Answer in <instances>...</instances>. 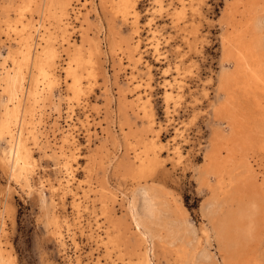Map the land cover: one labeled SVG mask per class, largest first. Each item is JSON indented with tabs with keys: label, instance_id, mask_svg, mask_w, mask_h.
Masks as SVG:
<instances>
[{
	"label": "rangeland",
	"instance_id": "1",
	"mask_svg": "<svg viewBox=\"0 0 264 264\" xmlns=\"http://www.w3.org/2000/svg\"><path fill=\"white\" fill-rule=\"evenodd\" d=\"M119 1L57 0L54 6L49 7V4H44L42 0H0V63L6 56L4 65L0 64V72L9 68L11 60L8 56H15L18 51L16 48L20 46L19 35L8 28V24L20 25L21 23L14 22L20 18L23 24L28 26L26 29L30 28L26 33L32 34L30 35V41L33 44L30 48L31 54H36L39 49L48 44L56 50L54 74L58 73L57 76L55 75V84L49 91L44 90L34 104L31 118L29 116L25 118L27 120L23 131L29 133L32 129L36 136V141H34L32 136L26 134L27 140L29 139V142L26 140V144L29 145L28 150L32 154L29 159L31 163L28 166L30 170L28 169L27 176L33 187L28 190L12 182L0 158V166L3 168L0 167V243H2L0 246L5 242L9 243L16 264H138L144 246L131 230L124 199L126 195H129L128 192L132 187L146 183V185L152 184L159 188L173 207L185 210L187 218L195 227L194 245L198 244L197 249H201L202 246L207 253L223 264L215 239L211 237V242V239L208 242L203 241L199 230L202 225L208 229L211 227L210 221L204 217L202 210L207 192L205 187L198 184L195 171L185 166L188 161L197 164L203 160L207 141L214 127L225 129L223 121L212 117V109L217 96L221 94L217 89L218 72L220 73L222 66L230 68L232 65L222 60L221 44L222 35L230 30V26L226 25L225 16V7L230 0H184L185 7L182 10L181 25L176 28L173 17L175 10L182 9L179 6V0H168L169 2L167 0H135V12L139 13L136 30L130 21L132 14L122 13V4ZM194 1L196 6L193 5ZM64 3H68L66 5L67 16L63 20L67 27L65 33H62L64 32L63 22L59 26L55 13ZM116 6L120 7V11ZM240 9L242 10V7L239 11ZM232 17H234V22L242 21L239 12ZM194 26L195 31L192 30ZM151 28H156L160 36H158L160 56L155 54L148 43L147 36ZM131 29L134 31H130ZM193 35L194 37H191ZM138 39L140 40L139 49L134 47ZM96 40L98 42H95ZM187 41L190 43L186 44ZM73 45L78 49L79 63L82 68H78L81 91L76 98L67 89V78L64 72L67 63L65 60L68 61L67 54L70 49H73ZM186 65L187 68H185ZM30 67L32 71H29ZM30 67L24 69L27 73L24 75H29L27 79L36 73L32 66ZM131 70L136 73L138 80L149 81L147 89L142 88L144 97L138 103L135 101L136 94L131 90L132 84L129 79ZM80 72L82 74H79ZM174 77L177 83L173 81ZM37 79L36 86H42L41 77L38 76ZM166 79L171 84L169 87L165 85ZM143 80L142 82L145 83ZM168 92H171L170 98L165 97ZM257 95L260 96L258 99L262 98L259 92ZM2 96L5 99L0 86V113L4 102ZM144 112L150 115L149 118ZM164 112L168 113L165 115ZM253 113L257 114L256 109ZM56 123L59 126L55 129ZM67 124L70 126L68 127ZM64 127L69 128L73 141L61 144L60 137L65 130ZM176 128L180 129L179 132ZM43 134L52 143L56 142V147L62 145L66 155L76 152V160L69 162L72 168L70 169L72 170L71 187H74L78 193L75 202L72 201L68 192L63 198L61 197L62 200L60 198L62 194L55 195L53 198L50 195L52 193L48 189L50 185L56 184L58 180L67 179L66 173L70 170L65 172L62 168L63 159L61 157L53 156L52 151L40 149V145L45 141ZM150 141L156 144L154 149L150 147L152 146L149 144ZM4 146L5 141L1 139L0 157ZM176 146L180 148L183 155L178 162L175 159L172 160V154L169 151L170 148ZM156 153L159 156L154 159L153 156ZM146 159L149 163L145 161ZM155 160L157 161L154 164L156 173L153 168ZM253 160L256 165H259L261 175H264V153ZM140 161L147 162L153 169L140 174ZM141 167L143 168V165ZM152 170L154 173L151 172ZM163 170L167 174L160 173ZM20 180L19 182L23 184V179ZM7 185L14 187V192L7 193ZM39 189L44 191L42 190L39 194ZM45 211H48L49 215L57 213L55 216L60 220L61 233H63L62 244L47 224ZM153 252L155 257L153 264L178 263L173 248L164 242L156 243ZM240 258H249V262L253 264H264V232L257 234L256 240L250 243ZM231 260L232 258L228 259L229 263Z\"/></svg>",
	"mask_w": 264,
	"mask_h": 264
},
{
	"label": "bare ground",
	"instance_id": "2",
	"mask_svg": "<svg viewBox=\"0 0 264 264\" xmlns=\"http://www.w3.org/2000/svg\"><path fill=\"white\" fill-rule=\"evenodd\" d=\"M42 1L44 2V4H47V5L49 4L48 5L49 7H50V5L54 6V4H56V2H57V0H42ZM115 1H118V0H115ZM120 1L122 4V9H121L122 13L132 14V18L130 21L132 22L131 24L133 25V28L136 30L137 24H138V16L137 15L139 13L135 12V7H134L135 0H120ZM115 3H114V5H115ZM188 3H189V1H188ZM67 4L68 3L62 4V6H60L58 11L55 13V14H57V22L59 23V26L62 25L61 22H63L64 18L67 16V9H66ZM184 4H185L184 0H179V6L182 9L175 10V16L173 17V20H174L173 23H174L175 28L178 26L180 27V25H181L180 22H181V17L183 16L182 10L185 7ZM193 5H195V6L197 5V4H195V1H194ZM91 7H93V6H91ZM240 7H242V10L240 9V11H239ZM119 8H118V10H119ZM55 9H57V8H55ZM194 9H196V8H194ZM69 10H71V9L69 8ZM160 10H162V9H160ZM188 11H190V10H188ZM237 12H239V15L241 16L242 21L234 22V19H233L234 17H232V16ZM225 14H226L225 15L226 16V25L228 27L230 26L229 27L230 30H227L222 35V40H221L222 60L227 62V63H231L232 65L230 68L222 66V68L220 69V73L218 72V74H219V76L217 78L218 79V84H217L218 88L217 87L216 88L218 89V91L221 94H219V96H217L216 102L214 103V106L212 109L213 110V113H212L213 116L212 117L218 121L219 120L223 121V124L225 125V129H223L221 127L219 128L218 126L214 127L211 131V134L209 135V138L207 141L208 143L206 146V151H205L204 156H203V160L197 164H192L191 162H189L187 160L188 161L186 164L187 166H185V167H188L189 169H191V171H195L194 173H196V179H197L198 184L200 186L205 187V190L207 192V198L205 199V202L202 205V210H203L204 217H206L210 221L211 227L208 229L205 225H202V226L199 225L201 237H202V239H204L203 241L208 242V240H210L211 237L213 239H215L216 244L218 245V247L217 246H215V247H217L218 248L217 250L221 253L220 254L222 257L221 261L223 262V264H253V263L249 262L250 261L249 258H242L241 259L240 255H242V252L244 250H247L248 246L250 245V243L253 240H256L258 233L264 232V175H261V171L259 170V165H256V163L253 160L256 156L264 153V0H230L225 7ZM76 15H75V17H76ZM122 16H125V15H122ZM198 16H199V14H198ZM150 17H151V15H150ZM164 17H166V16H164ZM21 20L22 19L19 18L16 21H14V22L21 23L20 25L19 24L14 25L16 23H14V24H8L7 23L8 28L11 29V31L13 33L19 35L18 37H20V40H19L20 46L18 48H16V51L18 49L17 54H16V55H18L17 57H15L16 55L15 56H12V55L8 56L9 59L11 60L10 61L11 65H9V68L3 72H0L1 91L5 97V99H4L2 96V99H4V102L2 104V111L0 113V140L4 139L5 146L2 149V154H1L0 158H1L2 164L4 165L3 167H5L8 170L9 179L12 180V182L16 183L17 185H20L21 187H25L28 190H30L33 186L30 184L31 180L29 181V176H27V171L29 169L28 168L29 163H31V162H29V159L32 157L31 156L32 154L28 150L29 145L27 146V144H26V140H27L26 134H29L30 137L32 136V140L34 139V141H36V136H35L32 129H31V131H29V133H25L23 131L24 130L23 129L24 124L26 123V120H27V119L25 120V118L28 116L30 117L32 115V112L34 111L33 110L34 104L37 102V100L39 99L42 92L44 90L49 91L50 88L53 86V84H55V82H56L55 75L57 76L58 73L54 74L56 50L53 48V46H51L49 44H48V46L42 44L45 47L43 46V48L39 49L37 53L35 52L36 54L32 53L33 54L32 55L31 49H30L31 45H33L30 41L31 40L30 35H32V34L26 33L27 30H29L30 28L26 29L28 26L26 24H23L24 22H22ZM189 20H190V17H189ZM184 22H186V21H184ZM143 23H141V24H143ZM157 24H159V23H157ZM165 24H167V23H165ZM62 26H63L62 29H64V32H62V33H65V29L67 26L64 22H63ZM171 26H173V25H171ZM157 27H158V25H157ZM161 27H162V25H161ZM32 28H34V27H32ZM55 28H57V26ZM187 28H189V25ZM183 29H185V28H183ZM50 30H52V29H50ZM192 30L193 31L196 30L195 26L192 27ZM34 31H36V30H34ZM130 31H134V30L131 29ZM69 35H70V33H69ZM137 35H138V33H137ZM164 35H166V34H164ZM33 36H35V35H33ZM60 36H62V35H60ZM106 36H108V35H106ZM158 36H159L158 30L156 28H153V29L151 28V30L148 33L147 39H148V43L150 45V48L155 52V54H157V56H160L159 51L161 50V48H160V50L158 48ZM195 36H196V34H195ZM47 37H49V36H47ZM191 37H194V35ZM49 38H51V37H49ZM95 38H96V36H95ZM95 38L93 40H95ZM204 38H206V37H204ZM139 39L136 40V42H135L136 44L134 43L135 48H138V46H140L139 45L140 44ZM189 39H187V40H189ZM197 39H198V37H197ZM97 40L95 42H98ZM59 41H60V39H59ZM160 41H161V39H160ZM190 41H187L186 44L188 42L190 43ZM38 42H39V40H38ZM197 42H198V40H197ZM66 43H68V41H66ZM70 44H71V42H70ZM74 44H75V42H74ZM191 44H192V42H191ZM16 45H19V44H16ZM199 46H200V44H199ZM186 47H187V45H186ZM58 48H59V46H58ZM188 49H190V48L188 47ZM188 49H187V52H188ZM9 51H10V49H9ZM63 51H64V49H63ZM194 51H195V49H194ZM65 52H64V54H65ZM134 53L135 52H133V54ZM136 53H137V51H136ZM141 53H142V51H141ZM199 54H200V52H199ZM67 55H68V61L65 60L67 63H66L65 71H64L65 77L67 78V89L69 90V92L71 91L72 96H74L76 98L80 94V91H81V89H80V80L81 79L78 76V72H79L78 68L80 67V63H79L80 59L78 56V49L74 46L73 49L69 50ZM5 58H6V56L3 57L4 60H3V62L0 63L1 66L4 65V63L6 61ZM138 59H140V57H138ZM145 59H147V58H145ZM133 60H135V59H133ZM149 63H148V65H149ZM178 63H177V65H178ZM28 66L29 67L32 66V69H34L36 71V73H34L33 76L31 75L32 73H30V76H32L30 79H27L28 78L27 76H29V75H27V76L24 75V74H27V73H25L26 70H24V69H26ZM187 67L188 66L186 65L185 68H187ZM56 68H58V67H56ZM62 69H64V68H62ZM170 69H172V68H170ZM180 70H182L181 67H180ZM183 70L185 71V69H183ZM29 71H32L31 67H30ZM35 74H36V77H35ZM79 74H82V73L80 72ZM63 75H64V73H63ZM92 75H93V73H92ZM38 76L41 77V80L43 82L42 86L38 85L39 87L36 86V79ZM143 77H144V75H143ZM89 78H88V80H89ZM137 78L138 77H137L136 73L131 70L129 73V79H130V82L132 84L131 90H133L134 93L136 94V95L134 94L135 95V101L138 103V102H141L143 97H144V92H143L142 88L147 89V87L149 86L148 85L149 81L146 82L147 80L142 79L145 82V83H143L142 80H138ZM172 79L175 82L177 81L176 77H174ZM183 80H184V78H183ZM206 80H208V79L206 78ZM86 81H84V82H86ZM161 81H159V82H161ZM166 81H167V83L165 85L169 87V85H171V84H170V82H168L167 79H166ZM182 82H184V81H182ZM164 88L165 87H163V89ZM170 88H172V87H170ZM217 89H216V91H217ZM127 90H129V89L127 88ZM257 92L262 94L261 99L260 98L258 99V97H260V96L257 95ZM170 93L171 92H168V94H166L165 97L170 98ZM67 94H69V93H67ZM59 95H61V93ZM66 98H67V96H66ZM176 98H178V97H176ZM162 99H164V98H162ZM250 99H251V101H250ZM194 101H196V100H194ZM133 102H134V100H133ZM172 103L174 104L173 101H172ZM140 105H141V103H140ZM177 106H178V104H177ZM255 109L257 111L256 115L253 113ZM141 110H143V109H141ZM164 111H165V109H164ZM166 113H168V112H166ZM166 113H165V115H166ZM144 114H145V116H147L149 118L150 115H148L145 112H144ZM172 115H174V114H172ZM68 117L70 118V116H68ZM69 118H67V119L69 120ZM69 124H67L68 127L70 126ZM58 126L56 123L54 128L56 129V127H58ZM158 127H160V126H158ZM27 130H29V129H27ZM176 130H178V129L176 128ZM179 130H178V132H179ZM158 131H160V129ZM53 132H54V130H53ZM39 134H37V135H39ZM45 134H43V138L45 139V141L43 140L44 143L42 145H40V149L44 150V151L45 150L52 151L53 156L57 155L59 158L61 157L63 159L62 160L63 161L62 168L65 170V172L72 169V168H70L71 166H70L69 162H70V160H72V161L76 160V157H77L76 152H71V153L69 152L70 154L66 155L65 151L63 150L62 145L56 147L55 146L56 142L52 143L51 141H49L48 137ZM156 134H158V133H156ZM176 137H179V136H176ZM60 138H61L60 139L61 144H65L67 142L73 141V137H72L71 133H69V128H65V130L61 134ZM153 139H154V136H153ZM73 143H75V142H73ZM159 143L161 145L160 141H159ZM174 143H176V142H174ZM38 144H40V143H38ZM149 144L152 145V146H150V145L149 146L153 147V149H154V146L156 144L152 141H150ZM164 145H166V143ZM167 145H169V144H167ZM172 145H169V146H172ZM55 148L58 149V152H56ZM150 149H152V148H150ZM73 150H74V148H73ZM169 151L172 154V160L175 159L176 162L180 161V158L183 155L181 154L180 148L178 146L170 148ZM156 154L153 156L154 159H156L159 156L158 154L157 155ZM169 157H171V156H169ZM161 159H162V157H161ZM145 161H147V159ZM145 161H140V163H141L140 164V174H143L146 170L148 171L150 169H153L154 164H156V162H157L156 160L153 162V168H152L149 164H147L148 161L147 162H145ZM163 161H164V159H163ZM185 163H186V161H185ZM142 165H143V168L141 167ZM151 165H152V163H151ZM158 167L160 168V166H158ZM172 167H173V164H172ZM5 168H4V170H5ZM163 168H165V167H163ZM185 169H187V168H185ZM154 170H155V168H154ZM164 170L167 171V169H164ZM164 170H163V172H160L161 170L159 172L162 174H167L166 172H164ZM71 171L72 170H70L66 173L67 179H65V180L63 179L64 181L58 180L56 182V184L53 183L54 185H50V187L48 189L50 190V192H52L50 194L52 198L55 195L57 196L59 194H62L60 196V198L61 197L63 198L65 196L66 192H68V193H70L72 201L73 202L77 201L78 193H77V191H75L76 189L74 190V187L73 188L71 187V181H72ZM151 172H153V170ZM154 172L156 173V170ZM170 173H171V171H170ZM155 176H156V174H155ZM164 176H166V175H164ZM65 177H66V175H65ZM20 179H23V184H21L19 182V181H21ZM163 179L164 178H162V181H164ZM41 180H42V178H41ZM164 182L166 184V181H164ZM160 185H162V183H160ZM157 186H159V185H157ZM6 189L8 191L7 193L14 192V187H12L11 185H7ZM42 190L43 189H39L38 193L41 194ZM128 193H129V195H126L125 199L122 197L125 200L124 206H125L127 219H128L129 224L131 225V230L134 231V234L137 237L138 241L140 243H142V246H144V251L139 258L140 260H139L138 264H153V261L155 258L153 249H154L155 244L158 242H164L173 248L175 255H176V258L178 259L177 264H221V262L219 263L213 256H211L209 253H207L204 250V248H202V246H201V249H197L196 246L198 244L196 246L194 245L195 227H194L193 223L189 220V218H187L188 216H186L185 210H183V208H180V207H173L170 204V202L166 199V196H164V194L162 193V191L159 188H157L156 186H154L152 184L146 185V183H145V185H137V186L132 187L131 191ZM168 194H172V193H168ZM62 198H61V200H62ZM42 200H43V198H42ZM78 212H80V211H78ZM50 214L51 215L48 214V211H45V216L47 217V224L50 226L52 233L59 240L60 244H62V242H63L62 234L63 233H61V225L59 222L60 220L55 216V214H57V213H55V214L50 213ZM208 225L210 226L209 222H208ZM92 237H94V236H92ZM198 237H200V236L198 235ZM4 241H5V239H4ZM211 241H212V239L210 240V242ZM262 243H263V240H262ZM1 244L2 243H0V245ZM75 244H76V242H75ZM65 246H66V244H65ZM62 247H64V246H62ZM127 248H128V246H127ZM246 254L248 255V253H246ZM139 255H140V253H139ZM120 257H121V255H120ZM229 258L230 259L232 258L230 263L228 261ZM94 260H95V258H94ZM93 262H95V261H93ZM0 264H16L15 263V257L12 253L11 246L9 245L8 242H5L2 246H0Z\"/></svg>",
	"mask_w": 264,
	"mask_h": 264
}]
</instances>
